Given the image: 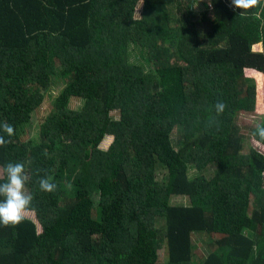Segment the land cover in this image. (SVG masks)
Returning <instances> with one entry per match:
<instances>
[{"label": "trees", "instance_id": "16d2710c", "mask_svg": "<svg viewBox=\"0 0 264 264\" xmlns=\"http://www.w3.org/2000/svg\"><path fill=\"white\" fill-rule=\"evenodd\" d=\"M172 8L183 21L166 27ZM241 11L231 0H0V124L14 127L0 131V183L5 165L25 164L37 222L0 225V264H195L202 235V264H264V153L242 145H264L253 135L264 112L248 135L237 126L256 107L245 70L264 75V11ZM137 41L145 65L130 60ZM38 93L51 110L32 142L22 136Z\"/></svg>", "mask_w": 264, "mask_h": 264}, {"label": "rangeland", "instance_id": "374dc122", "mask_svg": "<svg viewBox=\"0 0 264 264\" xmlns=\"http://www.w3.org/2000/svg\"><path fill=\"white\" fill-rule=\"evenodd\" d=\"M140 5L138 4L136 6V10H135V16L139 17V12H140ZM169 20H166L167 23L164 24V26L166 27H176L177 25L180 24V22H182V18H180L177 15L176 9L172 8L170 13H169ZM185 23V22H184ZM187 25V23L185 24ZM252 49L255 51H260L262 50L261 44H256L252 46ZM142 49L139 46L138 41L134 44H132L130 46V60L131 61H136L139 63H143V58L146 55V52L142 53L141 51ZM144 50V49H143ZM146 50V49H145ZM143 65H145V63H143ZM245 75L248 77H255L252 79L253 82H255V87H256V107H255V111L254 113L251 114H240L238 116V121H237V126L243 129V133L245 135L247 133V126L254 123L255 119L260 118V116L263 114L264 112V75L263 74H257L254 70H245ZM257 80V81H256ZM251 81V80H250ZM251 81V82H252ZM66 82H63L60 79H56V87L58 89H61ZM28 99L34 104V110L33 112H31L30 114V118H29V123H30V128L26 129L25 134H23L22 139L26 140V139H30L32 142H34V138H35V131L37 130V125L41 122L42 118L44 116H46L50 110V102L49 99L47 97L46 94L44 93H38L32 96H29ZM84 101L80 100V99H71L70 103H69V107L71 109H80L83 105ZM113 115L114 118L118 119V115L117 113H111ZM179 129V128H177ZM246 132V133H245ZM173 136V144L174 146L176 145V141H178L179 139V135L177 133V130H175V135L172 134ZM112 141V136L107 135L105 136V138L102 140V142L99 144V148H101L102 150L107 149V147L109 146V144ZM242 145L243 148L248 149L249 147H254L256 149H258L260 152L264 153V145L262 143H260L259 141H257L256 139H254L253 137H248L246 136V138L243 139L242 141ZM162 171H159V175H161ZM0 176H1V171H0ZM93 200L94 202H96V196H93ZM173 202L175 203H187L188 199L184 196H177L175 197L173 200ZM25 216L28 217L29 219L33 220L36 222L35 219V215L33 214V212H29L27 211L25 213ZM37 223V222H36ZM38 225V224H37ZM38 230L40 231V226L38 225ZM194 244H196V251H195V264H202V262L204 261L208 248L206 247L207 241L205 239V237L202 235L201 237H199L198 239L194 240ZM54 264H58V263H54Z\"/></svg>", "mask_w": 264, "mask_h": 264}, {"label": "clouds", "instance_id": "9594fccd", "mask_svg": "<svg viewBox=\"0 0 264 264\" xmlns=\"http://www.w3.org/2000/svg\"><path fill=\"white\" fill-rule=\"evenodd\" d=\"M234 9L242 10L240 15H244L249 10L264 11V0H231ZM259 15V12H256ZM227 105L223 101H218L215 105L217 115L225 111ZM0 131L6 133L8 137L14 135V127L8 123L0 124ZM254 136L264 140V123L256 125ZM8 143L3 135H0V147ZM6 182L0 183V225L4 227H16L25 219V213L31 210L33 196L26 191V184L30 177L26 172L25 164L22 162H9L4 166ZM69 187L71 185H68ZM39 187L45 192H54L57 185L50 181V178H41Z\"/></svg>", "mask_w": 264, "mask_h": 264}, {"label": "crops", "instance_id": "0c3cea01", "mask_svg": "<svg viewBox=\"0 0 264 264\" xmlns=\"http://www.w3.org/2000/svg\"><path fill=\"white\" fill-rule=\"evenodd\" d=\"M167 6H165V8H166Z\"/></svg>", "mask_w": 264, "mask_h": 264}]
</instances>
